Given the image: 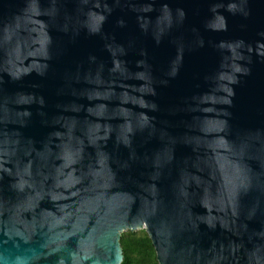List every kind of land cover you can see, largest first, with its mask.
<instances>
[{"label":"water","instance_id":"95a60500","mask_svg":"<svg viewBox=\"0 0 264 264\" xmlns=\"http://www.w3.org/2000/svg\"><path fill=\"white\" fill-rule=\"evenodd\" d=\"M264 264V0H0V264Z\"/></svg>","mask_w":264,"mask_h":264},{"label":"trees","instance_id":"16d2710c","mask_svg":"<svg viewBox=\"0 0 264 264\" xmlns=\"http://www.w3.org/2000/svg\"><path fill=\"white\" fill-rule=\"evenodd\" d=\"M121 246L124 252L122 264H158L155 248L146 230L124 233Z\"/></svg>","mask_w":264,"mask_h":264},{"label":"rangeland","instance_id":"374dc122","mask_svg":"<svg viewBox=\"0 0 264 264\" xmlns=\"http://www.w3.org/2000/svg\"><path fill=\"white\" fill-rule=\"evenodd\" d=\"M142 230H145V228L142 227V228H140L138 231H142ZM128 232H129V231L126 230V231H124V232L122 233V235H123L124 233H128ZM135 232H137V231H135Z\"/></svg>","mask_w":264,"mask_h":264}]
</instances>
